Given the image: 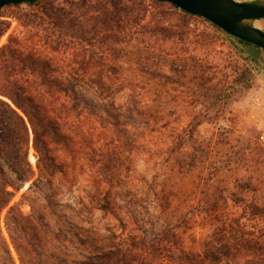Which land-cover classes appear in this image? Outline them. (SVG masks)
I'll list each match as a JSON object with an SVG mask.
<instances>
[{
  "label": "rangeland",
  "instance_id": "obj_1",
  "mask_svg": "<svg viewBox=\"0 0 264 264\" xmlns=\"http://www.w3.org/2000/svg\"><path fill=\"white\" fill-rule=\"evenodd\" d=\"M41 4L44 12L25 3L0 9V48L12 41L53 59L57 78L49 82L70 86L66 121L87 134L91 160L51 135V154L68 162V173L50 174L30 124L26 159L24 138L0 105V207L11 198L0 209V264L72 263L117 245L138 218L147 229L178 224L183 244L195 247L217 224L195 208L234 184L236 192L264 195L263 48L163 0ZM250 22L264 30V18ZM4 59L0 82L8 88L44 81L25 60ZM103 161L119 166L111 190L127 230L101 208L110 185L97 182L109 177L98 173Z\"/></svg>",
  "mask_w": 264,
  "mask_h": 264
},
{
  "label": "trees",
  "instance_id": "obj_2",
  "mask_svg": "<svg viewBox=\"0 0 264 264\" xmlns=\"http://www.w3.org/2000/svg\"><path fill=\"white\" fill-rule=\"evenodd\" d=\"M41 1L30 0L11 5L25 3L34 8H41L37 10L44 12ZM53 10H50L47 15L49 20L58 26L61 15ZM34 16L38 17L40 21H45L43 16H38L35 12ZM41 37L38 35V38ZM43 38L45 40L46 37ZM17 45L10 41L2 46L0 58L6 57L4 60L7 61L10 57L17 56L25 60L31 67V74L39 76L44 81L39 84L29 83L27 86L15 84L12 88H8L0 82V105L8 109L13 119V127L24 138L26 159L30 144L28 125L30 124L33 132V147L37 153L38 162L44 165V161L50 160V174L55 173V171L53 172L54 168L62 175H67L68 162H59L56 160L57 157L51 154L52 148L49 146L52 143L49 141L51 135L57 138L55 143L63 144L69 152L77 153V156L85 158L86 161L91 160L87 156L89 154L87 147L84 146L87 145L85 142L87 134L82 130V127L73 128V124L66 121L68 116L63 110V108L67 109L64 99L71 94L70 86L59 82H49L50 78L54 80L57 78L53 74L57 71L53 59H48L39 53L25 54ZM102 88L101 85L97 87L98 90ZM1 96L8 97L12 104L3 100ZM68 128L71 133L67 131ZM118 169L117 165L101 162L98 166V173H107L105 178L109 177L105 180L99 176L97 182H110L102 198L101 208L118 218L127 230L128 223L120 213L122 205L117 198L119 194L118 192L113 194L114 192L111 190L118 184L116 181ZM235 187L236 184L226 188V193L219 192L218 197L207 201L209 202L207 206L195 208V210L201 209L200 211L210 215L217 223L207 238L199 242L198 246L187 247L183 244L178 224L147 229L142 224V219L138 218L132 222L136 230L133 228L134 231L129 232L117 245L72 263L67 262L64 258H60V260L64 264H264V195L254 193L246 195L243 192L234 191ZM5 191L13 196V192ZM10 200L11 198L4 199L0 209L3 210ZM234 207L239 210V213L231 212ZM16 209L15 205L11 206L7 217L13 216ZM193 213L197 215L199 212L193 211ZM18 217L24 218L23 214ZM29 220L31 219L29 218ZM186 224L190 225L189 221Z\"/></svg>",
  "mask_w": 264,
  "mask_h": 264
},
{
  "label": "water",
  "instance_id": "obj_3",
  "mask_svg": "<svg viewBox=\"0 0 264 264\" xmlns=\"http://www.w3.org/2000/svg\"><path fill=\"white\" fill-rule=\"evenodd\" d=\"M30 0H0V9L8 4ZM183 11L201 16L216 26L241 39L264 49V30L250 20L264 18V0H163Z\"/></svg>",
  "mask_w": 264,
  "mask_h": 264
}]
</instances>
